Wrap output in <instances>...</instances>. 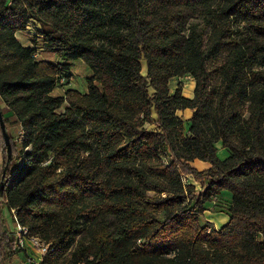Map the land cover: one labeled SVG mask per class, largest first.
Instances as JSON below:
<instances>
[{
    "label": "trees",
    "instance_id": "1",
    "mask_svg": "<svg viewBox=\"0 0 264 264\" xmlns=\"http://www.w3.org/2000/svg\"><path fill=\"white\" fill-rule=\"evenodd\" d=\"M197 11L204 23L187 27ZM32 19L60 62L17 37ZM241 21L245 41L232 35ZM77 58L87 91L55 94ZM184 74L193 97L171 92ZM2 102L23 133L7 124L0 201L52 243L39 264H264V0H0ZM2 153L4 170V141ZM225 189L230 218L216 228L205 203ZM7 249L21 252L0 211V264Z\"/></svg>",
    "mask_w": 264,
    "mask_h": 264
},
{
    "label": "rangeland",
    "instance_id": "2",
    "mask_svg": "<svg viewBox=\"0 0 264 264\" xmlns=\"http://www.w3.org/2000/svg\"><path fill=\"white\" fill-rule=\"evenodd\" d=\"M204 12L197 11L195 14H193L191 17L187 19V27H189L192 24H198L201 26L204 22ZM225 22V21H223ZM228 22V21H227ZM226 22V24H227ZM225 24V23H223ZM234 32L232 35L239 39L240 41H245L249 39L250 36V31L246 27L245 22H240V23H234L233 27ZM40 29H43V25L41 22L37 19H32L31 22L29 23L28 27L26 30L18 31L17 32V37L19 40L24 44V45H30L34 48V55L36 56L37 59H45V60H50L53 62H60L61 58L58 54L55 52H52L50 50H47L44 48V43H43V35L41 34ZM143 73H147V66H146V61L143 60ZM91 74V68L88 66V64L82 60V59H74L71 62V67L69 70H66L65 72L61 73L59 82L57 86L54 89L55 94H60L63 95L67 93L68 89H73L77 90L79 92H86L87 91V78ZM195 81V78L191 74H184L180 76H174L170 79L169 81V86L171 89V92H175L177 86L180 84L182 85V93L185 96H194V85L193 82ZM220 83V78L216 75H214L213 78V84H219ZM69 95V94H68ZM192 96V97H193ZM68 102L64 103L61 109H64L66 107ZM2 107V105H1ZM3 108V107H2ZM4 116H9V111H5L3 109ZM177 114L180 115L183 120H184V126H185V131H188L189 126L191 124V117L193 115V110L191 108H185V109H179L177 111ZM155 115L152 117V121H149L146 123V126L148 128H156L157 124L155 121ZM9 130L11 134L16 138H19L22 136L21 130L22 128L19 127L18 124H16L13 121H9L8 123ZM8 130V131H9ZM4 138L2 135V132H0V176L1 172L3 170V153H2V144H3ZM222 145V141H219ZM93 147L95 145L93 144ZM227 148V147H225ZM228 149V148H227ZM229 151V149H228ZM230 152V151H229ZM221 155V154H220ZM228 157V156H227ZM165 159H168L166 157ZM191 180L193 183H195L197 188L201 187V182L197 181L195 182L194 178L192 175H190ZM212 200L215 201H222L219 200L217 197H214ZM219 204V203H217ZM231 204V203H230ZM219 206V205H218ZM223 206V205H221ZM227 207V206H226ZM0 211L3 216V223L5 228L7 229L8 233L10 236H13V232L11 231L12 229H17L18 224L16 221L13 220L12 217V212L11 208L6 204L5 199H1L0 201ZM83 222V219H81V223ZM79 237V236H78ZM24 255L22 253H16L12 249H7L6 250V260L5 264H23Z\"/></svg>",
    "mask_w": 264,
    "mask_h": 264
},
{
    "label": "built area",
    "instance_id": "3",
    "mask_svg": "<svg viewBox=\"0 0 264 264\" xmlns=\"http://www.w3.org/2000/svg\"><path fill=\"white\" fill-rule=\"evenodd\" d=\"M23 130H21V134ZM22 136L16 138L20 141ZM184 182H189L191 177L189 174L183 175ZM216 197V196H215ZM13 220L17 222L18 228L12 229L13 236L15 238V246L21 249L20 254L24 255L25 261L23 264H29L30 262L39 264L44 253L48 252L51 249V242L43 240L38 235H31L29 228L25 225H22L18 219V215L15 208H11ZM264 240V234L262 235ZM41 258V259H40Z\"/></svg>",
    "mask_w": 264,
    "mask_h": 264
},
{
    "label": "crops",
    "instance_id": "4",
    "mask_svg": "<svg viewBox=\"0 0 264 264\" xmlns=\"http://www.w3.org/2000/svg\"><path fill=\"white\" fill-rule=\"evenodd\" d=\"M193 85L195 88V81L193 82ZM192 96H189V97H192ZM1 105H2L3 109L5 110V107H6L5 103L2 102ZM9 115H11V112L9 113ZM19 127H21V126L19 125ZM217 147H218L217 153L221 158H226L227 156H229L230 152L220 142L217 143ZM191 164L193 166L197 167L199 170L208 168L211 165V163L209 161H205V160H202L199 158H195L193 161H191ZM195 182H197V181L195 180ZM217 198L219 200H222V201L218 202L215 200H211V201H207L205 203V210L203 212V216L205 219L211 221L212 224L216 228H220L230 218V215L228 213V207L232 201V193H231V191L225 189L217 196ZM217 203H219V204H217ZM221 205H223V206H221Z\"/></svg>",
    "mask_w": 264,
    "mask_h": 264
},
{
    "label": "water",
    "instance_id": "5",
    "mask_svg": "<svg viewBox=\"0 0 264 264\" xmlns=\"http://www.w3.org/2000/svg\"><path fill=\"white\" fill-rule=\"evenodd\" d=\"M0 128L2 130V135L4 138V143H5L7 154H8V161L5 165V168L3 170L2 177L0 180V191H1V190H4V188H5V183H6L5 178H6L7 167H8L9 161L11 160L12 155H13V147H12L11 137H10V134H9V131L7 128L6 121L4 119V114L1 110H0Z\"/></svg>",
    "mask_w": 264,
    "mask_h": 264
}]
</instances>
